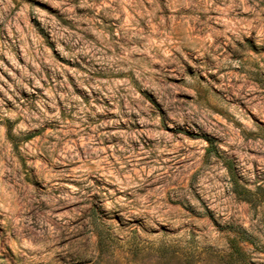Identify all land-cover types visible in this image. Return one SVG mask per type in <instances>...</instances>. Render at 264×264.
<instances>
[{"label":"rangeland","instance_id":"obj_1","mask_svg":"<svg viewBox=\"0 0 264 264\" xmlns=\"http://www.w3.org/2000/svg\"><path fill=\"white\" fill-rule=\"evenodd\" d=\"M0 264H264V0H0Z\"/></svg>","mask_w":264,"mask_h":264}]
</instances>
